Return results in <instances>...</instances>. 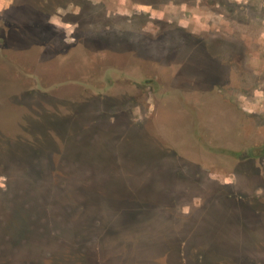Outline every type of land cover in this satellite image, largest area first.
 <instances>
[{
    "label": "rangeland",
    "instance_id": "obj_1",
    "mask_svg": "<svg viewBox=\"0 0 264 264\" xmlns=\"http://www.w3.org/2000/svg\"><path fill=\"white\" fill-rule=\"evenodd\" d=\"M93 1L0 0V264H264V0Z\"/></svg>",
    "mask_w": 264,
    "mask_h": 264
},
{
    "label": "crops",
    "instance_id": "obj_2",
    "mask_svg": "<svg viewBox=\"0 0 264 264\" xmlns=\"http://www.w3.org/2000/svg\"><path fill=\"white\" fill-rule=\"evenodd\" d=\"M18 1L19 0H10V6L12 5H15L14 7H16L17 6V4H18ZM87 2H89V4H95V3H97V1H93V0H86ZM74 5V6H76L77 4L74 2V1H68L67 2V5L69 6V5ZM63 7V6H62ZM58 8H60L61 9V7H58ZM63 9V8H62ZM64 10V9H63ZM47 20H50V18L49 19H47ZM50 21H48V23H49Z\"/></svg>",
    "mask_w": 264,
    "mask_h": 264
},
{
    "label": "flooded vegetation",
    "instance_id": "obj_3",
    "mask_svg": "<svg viewBox=\"0 0 264 264\" xmlns=\"http://www.w3.org/2000/svg\"><path fill=\"white\" fill-rule=\"evenodd\" d=\"M48 21H49V20H47V22H48ZM149 82H152V79H144V81H143L144 84H145V83H149ZM262 154H264V150H263L262 152H258V153L256 154L257 158H258V157H261Z\"/></svg>",
    "mask_w": 264,
    "mask_h": 264
}]
</instances>
